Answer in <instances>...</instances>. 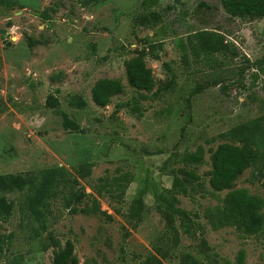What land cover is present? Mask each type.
<instances>
[{
	"label": "rangeland",
	"instance_id": "1",
	"mask_svg": "<svg viewBox=\"0 0 264 264\" xmlns=\"http://www.w3.org/2000/svg\"><path fill=\"white\" fill-rule=\"evenodd\" d=\"M87 1L0 0V175L61 167L85 194L76 207L90 210L65 208L68 188L33 215L27 189L1 192L12 212L0 264H52L67 241L78 264H264V229L208 221L228 192L209 184L213 153L239 145L234 129L264 124V18L231 15L221 0ZM201 31L237 56L190 47ZM136 57L155 81L148 100L127 79ZM102 79L124 87L105 107L92 100ZM178 169L202 187L171 193ZM235 189L264 199L253 168Z\"/></svg>",
	"mask_w": 264,
	"mask_h": 264
},
{
	"label": "trees",
	"instance_id": "2",
	"mask_svg": "<svg viewBox=\"0 0 264 264\" xmlns=\"http://www.w3.org/2000/svg\"><path fill=\"white\" fill-rule=\"evenodd\" d=\"M225 10L231 15L248 16L251 18H264V0H221ZM91 1H87V4ZM149 26V23H142ZM189 45L196 51L209 54H227L237 56L236 49H230L224 37L215 32L201 31L189 38ZM127 79L130 85L138 92L141 100H148L155 81L151 69L146 67L145 62L140 58H132L124 63ZM145 92V93H144ZM124 93V87L120 80H99L92 91V100L99 107L109 104L112 97ZM48 107H55L58 104L56 98L48 97ZM132 113L138 112L136 106L132 107ZM69 127L73 126L72 123ZM233 140L239 145L222 144L212 155L213 169L209 172V184L214 191L227 190L222 206L208 214L210 225L215 228L235 227L246 235H256L264 229V199L252 196L246 189H235V182L238 177L248 168L257 172V179L264 189V124L253 120L234 129L231 133ZM199 156L193 160L198 161ZM179 176H174L171 193H187L195 190V181L201 186L199 176L193 171L178 169ZM18 187L25 188L30 192L25 204L28 212L36 214L38 206H45L47 199L57 198L58 191L69 189L64 197V207L76 213L81 211L76 207L84 193L73 191L68 186L65 170L61 167L41 170L32 173L26 180L10 175H0V193L9 192ZM60 191V192H61ZM172 205V204H171ZM12 212V205L4 196H0V222L6 223ZM81 212L89 213L87 208ZM6 238L0 233V260L4 255ZM57 249L53 253L52 264H78L74 256L73 244L67 241L64 246L57 243ZM240 257V261L243 259ZM20 262L21 259H17ZM13 264H16L14 262Z\"/></svg>",
	"mask_w": 264,
	"mask_h": 264
}]
</instances>
